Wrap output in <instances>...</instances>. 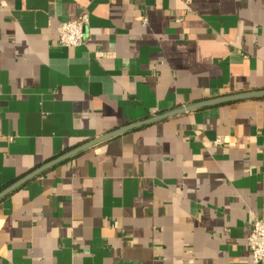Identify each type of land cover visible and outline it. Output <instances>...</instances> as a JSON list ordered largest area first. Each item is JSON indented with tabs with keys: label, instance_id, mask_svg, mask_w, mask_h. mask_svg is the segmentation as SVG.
I'll use <instances>...</instances> for the list:
<instances>
[{
	"label": "crops",
	"instance_id": "crops-1",
	"mask_svg": "<svg viewBox=\"0 0 264 264\" xmlns=\"http://www.w3.org/2000/svg\"><path fill=\"white\" fill-rule=\"evenodd\" d=\"M88 14V39L58 26ZM264 88V0H0V191L129 123ZM264 98L129 130L0 199V264H255Z\"/></svg>",
	"mask_w": 264,
	"mask_h": 264
},
{
	"label": "water",
	"instance_id": "water-1",
	"mask_svg": "<svg viewBox=\"0 0 264 264\" xmlns=\"http://www.w3.org/2000/svg\"><path fill=\"white\" fill-rule=\"evenodd\" d=\"M255 98H264V88L242 91V92H237V93H233V94H226V95L218 96L215 98L202 100V101H199V102H196L193 104H189L187 106H182V107L175 108V109H172V110L160 113V114H156L152 117L146 118V119L141 120V121L129 123L127 125H124L122 127L117 128L115 130L107 132L101 136L93 138V139L73 148L72 150L67 151L63 154H60L59 156L55 157L54 159H51V160L41 164L37 168L33 169L32 171L28 172L27 174H25L21 178L15 180L11 184H9L5 188H3L0 191V199L2 197H4L5 195H7L8 193H10L11 191H13L14 189H16L17 187L21 186L22 184L26 183L30 179L34 178L35 176H37L41 172L52 167L53 165L65 160L66 158L73 156L76 153H78L84 149H87L91 146H94L98 143L106 141L112 137L119 136L125 132H128L129 130H132V129L138 128L140 126L147 125V124L159 121V120H163V119H166L168 117H171V116H174L177 114L190 112V111L198 110V109L205 108V107L216 106V105L224 104L227 102H234V101H240V100H246V99H255Z\"/></svg>",
	"mask_w": 264,
	"mask_h": 264
},
{
	"label": "built area",
	"instance_id": "built-area-1",
	"mask_svg": "<svg viewBox=\"0 0 264 264\" xmlns=\"http://www.w3.org/2000/svg\"><path fill=\"white\" fill-rule=\"evenodd\" d=\"M88 14L81 12L74 19L61 22L58 30V44L62 47H79L88 39L86 28ZM247 248L255 264H264V220L254 218L247 237Z\"/></svg>",
	"mask_w": 264,
	"mask_h": 264
}]
</instances>
